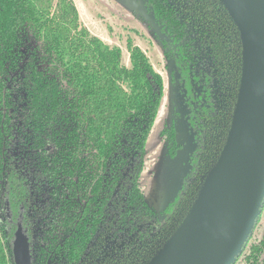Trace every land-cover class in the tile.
<instances>
[{
	"label": "trees",
	"instance_id": "1",
	"mask_svg": "<svg viewBox=\"0 0 264 264\" xmlns=\"http://www.w3.org/2000/svg\"><path fill=\"white\" fill-rule=\"evenodd\" d=\"M163 36L195 149L158 214L141 186L164 97L128 39L94 36L74 0H0V264L19 226L32 264H146L221 154L242 75L240 33L219 0H143ZM175 158L182 144L162 134ZM236 264H264V208Z\"/></svg>",
	"mask_w": 264,
	"mask_h": 264
},
{
	"label": "water",
	"instance_id": "2",
	"mask_svg": "<svg viewBox=\"0 0 264 264\" xmlns=\"http://www.w3.org/2000/svg\"><path fill=\"white\" fill-rule=\"evenodd\" d=\"M219 1L242 44V75L231 128L192 206L146 264H236L263 213L264 0ZM13 251L15 264H31L21 227Z\"/></svg>",
	"mask_w": 264,
	"mask_h": 264
},
{
	"label": "rangeland",
	"instance_id": "3",
	"mask_svg": "<svg viewBox=\"0 0 264 264\" xmlns=\"http://www.w3.org/2000/svg\"><path fill=\"white\" fill-rule=\"evenodd\" d=\"M57 1V0H56ZM82 24L110 47H119L123 62L130 66L128 39L149 57L162 76L164 97L147 144L146 165L141 186L150 206L161 214L180 191L189 169V156L195 149L193 135L183 118V107L172 84L173 66L164 56L162 34L154 24L143 0H74ZM176 127L183 149L171 158L162 135Z\"/></svg>",
	"mask_w": 264,
	"mask_h": 264
},
{
	"label": "flooded vegetation",
	"instance_id": "4",
	"mask_svg": "<svg viewBox=\"0 0 264 264\" xmlns=\"http://www.w3.org/2000/svg\"><path fill=\"white\" fill-rule=\"evenodd\" d=\"M162 45H163V36H162ZM163 50H164V45H163ZM164 56H165V50H164ZM165 58H166V56H165ZM167 59V58H166ZM168 61H170L169 59H167ZM171 62V61H170ZM172 64V63H171ZM172 66H173V64H172ZM174 69V68H173ZM173 69H172V84H173V86H174V88H175V90H176V93L178 94V96H179V99H180V101H181V105H182V107H183V118H184V121L186 122V124H187V128H188V130H189V132L192 134V132H191V130H190V128H189V126H188V123H187V120H186V118H185V108H184V105H183V102H182V100H181V98H180V95H179V92H178V88L176 87V85L174 84V81H173ZM231 128V127H230ZM170 130H174L175 131V134H176V139H177V142H179L178 141V131H177V128L176 127H172V128H170L169 130H166V131H170ZM165 132V131H164ZM193 135V134H192ZM164 141L166 142V144H167V141L165 140V137H164ZM180 143V142H179ZM182 144V143H181ZM167 147H168V145H167ZM169 149V148H168ZM183 149V145H182V147L177 151V153H176V156H177V154H178V152L180 151V150H182ZM146 165V164H145ZM144 174V173H143ZM143 176V175H142ZM142 179V178H141ZM144 191V190H143ZM145 194V193H144ZM146 196V195H145ZM147 199V198H146ZM149 203V202H148ZM150 205V204H149ZM156 211V210H155ZM164 211V210H163ZM262 215H263V213H262ZM21 227V229H22V233H23V228H22V226H19V228ZM19 228H18V230H19ZM257 228L255 227V230H256ZM18 230H17V232H18ZM255 230H254V233H255ZM253 233V234H254ZM17 234V233H16ZM23 235L25 236V234L23 233ZM25 238L27 239V237L25 236ZM15 240H16V237H15ZM27 241H28V239H27ZM15 242V241H14ZM28 244H29V242H28ZM13 249H14V246H13ZM29 251H30V246H29ZM13 256H14V251H13ZM30 256H31V253H30ZM14 261H15V258H14ZM31 264H32V258H31Z\"/></svg>",
	"mask_w": 264,
	"mask_h": 264
}]
</instances>
